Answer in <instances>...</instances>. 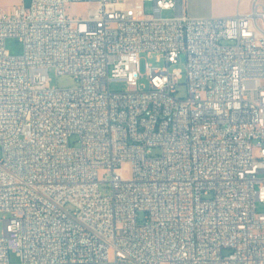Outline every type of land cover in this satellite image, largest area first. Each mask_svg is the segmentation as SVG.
I'll list each match as a JSON object with an SVG mask.
<instances>
[{"label": "built area", "instance_id": "1", "mask_svg": "<svg viewBox=\"0 0 264 264\" xmlns=\"http://www.w3.org/2000/svg\"><path fill=\"white\" fill-rule=\"evenodd\" d=\"M183 2L0 7V264H264V5ZM150 53L164 66L142 74Z\"/></svg>", "mask_w": 264, "mask_h": 264}, {"label": "rangeland", "instance_id": "2", "mask_svg": "<svg viewBox=\"0 0 264 264\" xmlns=\"http://www.w3.org/2000/svg\"><path fill=\"white\" fill-rule=\"evenodd\" d=\"M21 0H0V7L7 11L11 6L17 5L20 3ZM24 5H28L29 0H22ZM91 8V5L86 3H72L70 4L66 10L70 16H83L88 9ZM146 11H150L151 6L150 4L146 3L145 5ZM163 17H169L172 15L171 11H164L162 13ZM5 48L9 54L17 55L21 51V44L14 38H7L5 41ZM148 63L155 67H163L164 61L160 57L158 53H150V54H143L140 59L139 70L143 74L145 71V64ZM177 67L184 71V62L183 58L177 64ZM48 87L49 88H69L76 85V80L69 75H57L53 68L48 70ZM139 84H143L145 86L148 85V82L145 78H140L138 81ZM127 87L125 81H111L109 84V88L111 91H123ZM176 93L175 96L177 97H185L187 94L186 84L184 79L177 81L176 84ZM71 144H74V139L70 140ZM158 153V149L153 148L151 150V154L155 155ZM1 155V150H0ZM103 173L100 172V175ZM256 212H264V205L260 203H256ZM7 214L5 212H0V233L2 231V219L6 218ZM142 219V215L139 216V220ZM10 264H19L18 259L11 254L9 257Z\"/></svg>", "mask_w": 264, "mask_h": 264}, {"label": "crops", "instance_id": "3", "mask_svg": "<svg viewBox=\"0 0 264 264\" xmlns=\"http://www.w3.org/2000/svg\"><path fill=\"white\" fill-rule=\"evenodd\" d=\"M264 0H184V13L194 18H225L249 13Z\"/></svg>", "mask_w": 264, "mask_h": 264}]
</instances>
